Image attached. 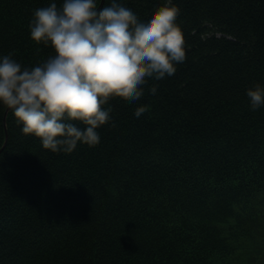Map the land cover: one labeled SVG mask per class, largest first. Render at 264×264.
<instances>
[{
    "label": "trees",
    "instance_id": "trees-1",
    "mask_svg": "<svg viewBox=\"0 0 264 264\" xmlns=\"http://www.w3.org/2000/svg\"><path fill=\"white\" fill-rule=\"evenodd\" d=\"M173 2L186 59L137 100L110 95L99 140L53 152L0 106V264H264V105L246 94L264 85V0ZM49 3L0 0V55L55 54L28 26Z\"/></svg>",
    "mask_w": 264,
    "mask_h": 264
},
{
    "label": "clouds",
    "instance_id": "clouds-1",
    "mask_svg": "<svg viewBox=\"0 0 264 264\" xmlns=\"http://www.w3.org/2000/svg\"><path fill=\"white\" fill-rule=\"evenodd\" d=\"M56 0L35 9L30 37L54 49L34 65L0 55V106L10 109L21 131L53 152H72L78 142L100 139L99 122L112 115L108 97L140 98L149 78L159 80L186 59L179 5L164 0L141 13L133 0ZM157 92V85L149 88ZM250 107L264 105V85L246 89ZM149 108L138 105L134 115ZM80 121L78 126L72 121Z\"/></svg>",
    "mask_w": 264,
    "mask_h": 264
},
{
    "label": "water",
    "instance_id": "water-1",
    "mask_svg": "<svg viewBox=\"0 0 264 264\" xmlns=\"http://www.w3.org/2000/svg\"><path fill=\"white\" fill-rule=\"evenodd\" d=\"M102 6H103V1H102V3H101L100 7H102ZM9 110H10V109L7 108V110H6V114H5V117H4V122H5V118H6L7 114L9 113ZM5 123H6V122H5Z\"/></svg>",
    "mask_w": 264,
    "mask_h": 264
}]
</instances>
